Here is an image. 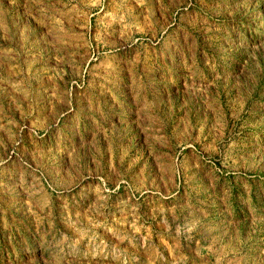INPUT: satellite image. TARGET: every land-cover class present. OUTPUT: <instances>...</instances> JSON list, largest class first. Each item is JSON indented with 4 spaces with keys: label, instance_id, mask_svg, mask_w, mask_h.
Listing matches in <instances>:
<instances>
[{
    "label": "rangeland",
    "instance_id": "rangeland-1",
    "mask_svg": "<svg viewBox=\"0 0 264 264\" xmlns=\"http://www.w3.org/2000/svg\"><path fill=\"white\" fill-rule=\"evenodd\" d=\"M0 264H264V0H0Z\"/></svg>",
    "mask_w": 264,
    "mask_h": 264
}]
</instances>
